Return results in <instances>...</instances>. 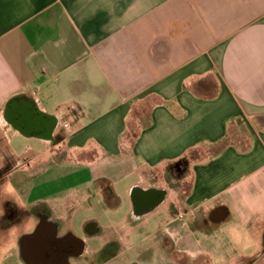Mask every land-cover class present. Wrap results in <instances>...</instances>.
<instances>
[{
    "label": "crops",
    "instance_id": "crops-1",
    "mask_svg": "<svg viewBox=\"0 0 264 264\" xmlns=\"http://www.w3.org/2000/svg\"><path fill=\"white\" fill-rule=\"evenodd\" d=\"M7 158L23 168L2 190L44 202L61 238L81 201L117 211L135 178L124 217L156 227L98 264H264V0H0ZM68 171L89 175L47 192Z\"/></svg>",
    "mask_w": 264,
    "mask_h": 264
},
{
    "label": "flooded vegetation",
    "instance_id": "flooded-vegetation-1",
    "mask_svg": "<svg viewBox=\"0 0 264 264\" xmlns=\"http://www.w3.org/2000/svg\"><path fill=\"white\" fill-rule=\"evenodd\" d=\"M62 142L63 138H57L53 145ZM22 168L12 158H7L0 168V264H69L84 254V241L71 234L58 237L53 212L44 202L29 206L24 199H13L8 196L9 191L2 190ZM141 202L149 204L151 200ZM115 251L108 247L105 254Z\"/></svg>",
    "mask_w": 264,
    "mask_h": 264
},
{
    "label": "rangeland",
    "instance_id": "rangeland-1",
    "mask_svg": "<svg viewBox=\"0 0 264 264\" xmlns=\"http://www.w3.org/2000/svg\"><path fill=\"white\" fill-rule=\"evenodd\" d=\"M39 147H42L38 145ZM64 156L66 154L64 153ZM73 171H68L64 175V179L62 183L58 184V186L49 185L47 192H53L55 189L58 190L63 186V188L68 187L70 185H74L80 181H84L86 177H88V173L86 171H81L80 174L74 175L72 173ZM72 177V178H70ZM80 179V180H79ZM135 178H127L123 182L118 184V188L120 191V194L123 197V204L120 206L117 211H106V207L104 203H107L105 201L101 202V199L97 198H85L83 201L79 203V210L77 212L78 219L75 223V226L72 228L75 235H77L79 238H82L85 240L86 248L85 253L83 256L73 259L70 264H98L106 261L107 257L105 254V251L108 247L116 249L118 246L117 241L120 235H124L123 240V248H131L134 246H138L140 244L145 243L148 239L147 233H150L153 231V229L156 227V224L153 223L150 226H147L145 228L141 227L142 225L138 226L133 225L129 222L128 217H124L126 215L128 208L130 207V201L128 200L127 196H125V189L127 186L134 180ZM170 186V189L173 190L174 186H172L170 183H168ZM175 185V184H174ZM8 191L10 194H14L13 188L9 187ZM171 197L174 196V191L171 192ZM171 201V199H170ZM108 212H111L110 214ZM166 213V210L162 207L156 214L157 216H162ZM114 214V215H112ZM84 219L88 220H99L104 228L108 227V224L117 223L120 225L119 229H114L111 231H105L104 234H99L96 236H90L88 237L86 234L85 229L81 226V222ZM115 227V226H114ZM137 227L136 229H134ZM144 229L145 231H142ZM134 232H137L138 236H132ZM67 233H65L66 235ZM90 235V234H89ZM114 237V238H113ZM16 264V261H14Z\"/></svg>",
    "mask_w": 264,
    "mask_h": 264
},
{
    "label": "trees",
    "instance_id": "trees-1",
    "mask_svg": "<svg viewBox=\"0 0 264 264\" xmlns=\"http://www.w3.org/2000/svg\"><path fill=\"white\" fill-rule=\"evenodd\" d=\"M189 162H190V157H184L183 159H181L179 162H177L176 164H173L171 168V170H176L179 168L180 169H185L186 167H188L189 165ZM179 178L182 176V174L179 173Z\"/></svg>",
    "mask_w": 264,
    "mask_h": 264
},
{
    "label": "clouds",
    "instance_id": "clouds-1",
    "mask_svg": "<svg viewBox=\"0 0 264 264\" xmlns=\"http://www.w3.org/2000/svg\"><path fill=\"white\" fill-rule=\"evenodd\" d=\"M234 242L240 246V245H244L247 242V236L246 234L243 232V230L241 229L240 231L235 233L234 236Z\"/></svg>",
    "mask_w": 264,
    "mask_h": 264
},
{
    "label": "water",
    "instance_id": "water-1",
    "mask_svg": "<svg viewBox=\"0 0 264 264\" xmlns=\"http://www.w3.org/2000/svg\"><path fill=\"white\" fill-rule=\"evenodd\" d=\"M141 201H143V198L137 199L136 198V204H137V208L139 209L140 205H141Z\"/></svg>",
    "mask_w": 264,
    "mask_h": 264
}]
</instances>
